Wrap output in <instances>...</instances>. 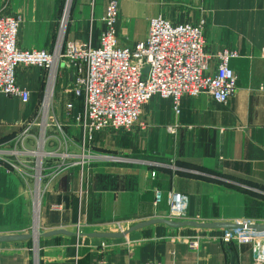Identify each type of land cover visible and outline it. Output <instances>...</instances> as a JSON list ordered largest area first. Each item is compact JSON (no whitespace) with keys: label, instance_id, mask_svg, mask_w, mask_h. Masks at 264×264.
I'll return each instance as SVG.
<instances>
[{"label":"crops","instance_id":"0c3cea01","mask_svg":"<svg viewBox=\"0 0 264 264\" xmlns=\"http://www.w3.org/2000/svg\"><path fill=\"white\" fill-rule=\"evenodd\" d=\"M108 2L0 0V11L22 17L20 47L51 50L60 36L78 42L92 36L97 45ZM118 2L123 45L145 39L158 15L174 23L204 19L211 73L217 53L238 52L230 61L237 91L227 103L206 93L183 96L179 112L171 99L154 95L136 125L84 140L71 72H61L48 90L45 69L19 65L17 82L29 99L0 93V234L58 228L72 234L0 243V264H252L251 245L227 244L224 229L159 223L122 238L88 236L168 217L174 191L185 195L188 219L264 222V0ZM137 21L145 27L139 39L131 36ZM83 152L84 165L77 163ZM194 237L201 240L191 249Z\"/></svg>","mask_w":264,"mask_h":264},{"label":"built area","instance_id":"2783aa9c","mask_svg":"<svg viewBox=\"0 0 264 264\" xmlns=\"http://www.w3.org/2000/svg\"><path fill=\"white\" fill-rule=\"evenodd\" d=\"M119 17L118 0H109L103 17L105 27L97 45L92 36L87 42L64 41L60 36L51 50L26 49L17 43L22 17L0 11V93L18 96L25 101L29 99L30 91L16 78V69L21 64L45 69L48 90L61 72L70 71V89L82 99L83 109L76 120L83 129L84 140H92L97 131L105 128L126 129L136 125L144 105L154 95L171 99L179 112L183 96L206 93L220 103H227L236 93L238 76L230 61L238 56V52L223 50L217 53L216 71L211 73V56L205 47L204 19L199 23H174L158 15L150 19L145 39L133 45H123L117 35ZM88 156L83 152L77 163L84 165ZM162 196V191L156 189L155 204L161 202ZM168 218H188L183 193H171ZM237 222L257 221L244 219ZM118 227L120 231L126 229L120 223ZM76 232L78 236L83 234L81 223H78ZM200 240L201 237H194L187 243L191 249H196ZM222 240L228 244L234 241L250 244L252 264H264V232L247 227L238 234L225 230ZM141 264L164 263L149 260Z\"/></svg>","mask_w":264,"mask_h":264},{"label":"water","instance_id":"95a60500","mask_svg":"<svg viewBox=\"0 0 264 264\" xmlns=\"http://www.w3.org/2000/svg\"><path fill=\"white\" fill-rule=\"evenodd\" d=\"M165 224L172 228H182L186 226L190 227H197V228H203V229H225L230 233L238 234L241 233L244 228H252L253 231L256 232H264V222H252V223H242L237 221H212V222H204V221H198L194 219H183V220H177V219H171L168 217H154L151 219H146L143 221H140L138 223H135L134 225L122 230V231H96L87 233L88 236H95V237H101V238H122L127 236L128 234L132 233L133 231L142 229L147 226H151L154 224ZM56 234H72L68 230L64 228H58L46 232H40L35 230L33 233H17V234H0V243L3 242H15V241H23L27 240L33 237H41V236H52ZM228 244V243H227Z\"/></svg>","mask_w":264,"mask_h":264},{"label":"rangeland","instance_id":"374dc122","mask_svg":"<svg viewBox=\"0 0 264 264\" xmlns=\"http://www.w3.org/2000/svg\"><path fill=\"white\" fill-rule=\"evenodd\" d=\"M148 11V10H147ZM135 28V30H134V34L133 35H131L132 36V38H136V39H139V38H141L142 36H144V31H145V27H144V22L143 21H137V23H136V25L134 26ZM124 42L126 43H128V42H130V41H128V39L125 41L124 40ZM123 42V43H124ZM53 92H54V89H53ZM53 96H51V98H52Z\"/></svg>","mask_w":264,"mask_h":264}]
</instances>
